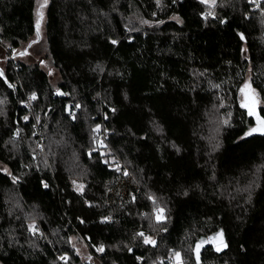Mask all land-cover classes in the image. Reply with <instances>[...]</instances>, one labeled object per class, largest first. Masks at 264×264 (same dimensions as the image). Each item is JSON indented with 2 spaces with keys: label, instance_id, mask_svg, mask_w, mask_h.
<instances>
[{
  "label": "trees",
  "instance_id": "16d2710c",
  "mask_svg": "<svg viewBox=\"0 0 264 264\" xmlns=\"http://www.w3.org/2000/svg\"><path fill=\"white\" fill-rule=\"evenodd\" d=\"M37 1L0 0V50L39 36ZM44 18L56 82L0 67V264H198L219 230L228 250L200 264H264V1L48 0Z\"/></svg>",
  "mask_w": 264,
  "mask_h": 264
},
{
  "label": "rangeland",
  "instance_id": "374dc122",
  "mask_svg": "<svg viewBox=\"0 0 264 264\" xmlns=\"http://www.w3.org/2000/svg\"><path fill=\"white\" fill-rule=\"evenodd\" d=\"M258 1H264V0H253V2H258ZM48 0H38L37 1V11L41 12L43 15V18L40 21V27H39V36L33 39V41L28 45L24 44L21 48L15 51H7V50H0V67L4 65L5 63V58L8 57L7 53L9 55H12V58L17 61H22L26 63H31V64H39L45 71L49 73L51 76L52 80L56 82L58 79L57 76V71L54 69L53 63L49 59L48 55V50H47V41H46V32H45V10L47 6ZM43 5V7H41ZM38 15H37V20H38ZM7 51V53H6ZM105 146V145H104ZM99 148H102L103 145L100 144L98 146ZM3 170L5 172H8L7 168L4 167ZM172 264H181V257L180 261L177 260L176 256H174L171 260Z\"/></svg>",
  "mask_w": 264,
  "mask_h": 264
},
{
  "label": "snow or ice",
  "instance_id": "6c2138e0",
  "mask_svg": "<svg viewBox=\"0 0 264 264\" xmlns=\"http://www.w3.org/2000/svg\"><path fill=\"white\" fill-rule=\"evenodd\" d=\"M205 2H208V0H205ZM211 2L214 4L215 0H211ZM45 3H46V0H45ZM41 7H43V5H41ZM37 15L39 17L37 20V34L39 35L40 21L43 18V15L41 12H38ZM113 43H115V41H113ZM0 75H2V73H0ZM245 88H250V85H245ZM256 104H257V101H256L255 97L250 96V97H247V102L242 104V107L248 108L249 115H256V111H255ZM25 119H27V118H25ZM256 119H257V127L252 128L249 131V133H247L248 135H251L252 133H255V132L264 133V119H261L258 115H256ZM45 186H47V185H45ZM163 218H164L163 217V209H159L158 215H157V220L159 221V220H162ZM31 227L34 229L35 226L33 225ZM140 235L143 236L144 234L140 233ZM217 240L219 241V243L217 244V251H219L221 249V247H227V245L223 242V233L222 232L219 233L217 235V237L213 238V242H215ZM144 242L145 243H153V244L155 243V241L151 240L150 238H145ZM199 248H200V245H197V248H196L197 260H199ZM98 251H103V248L98 249ZM175 256H176L177 260L180 261V253H175ZM61 259H63V257ZM181 264H182V262H181Z\"/></svg>",
  "mask_w": 264,
  "mask_h": 264
},
{
  "label": "water",
  "instance_id": "95a60500",
  "mask_svg": "<svg viewBox=\"0 0 264 264\" xmlns=\"http://www.w3.org/2000/svg\"><path fill=\"white\" fill-rule=\"evenodd\" d=\"M221 232L223 233V242L227 245V247H221V249L219 251H217V244L219 243V241L217 240V241L213 242V238L214 237H217V235L219 233H221ZM156 243L157 242L155 241L154 245H156ZM200 245H201V247L199 248V260H197V258H196V248H197V246H196L195 251H194L195 259H196V261H197L198 264H200L202 262V251H203V249L207 248L208 246H211V248L213 249V251L216 254H222L225 251H227L228 248H229V245H228L226 236H225V234H224V232L222 230H219V231L211 234L208 237V239L206 241H204L203 243H201Z\"/></svg>",
  "mask_w": 264,
  "mask_h": 264
},
{
  "label": "built area",
  "instance_id": "2783aa9c",
  "mask_svg": "<svg viewBox=\"0 0 264 264\" xmlns=\"http://www.w3.org/2000/svg\"><path fill=\"white\" fill-rule=\"evenodd\" d=\"M145 236H146V234H145Z\"/></svg>",
  "mask_w": 264,
  "mask_h": 264
}]
</instances>
